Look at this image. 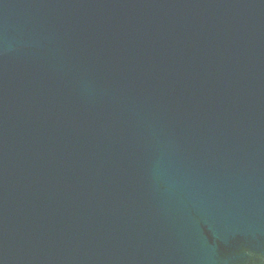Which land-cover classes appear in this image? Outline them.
<instances>
[{"label": "water", "instance_id": "obj_1", "mask_svg": "<svg viewBox=\"0 0 264 264\" xmlns=\"http://www.w3.org/2000/svg\"><path fill=\"white\" fill-rule=\"evenodd\" d=\"M0 264H264V0H0Z\"/></svg>", "mask_w": 264, "mask_h": 264}]
</instances>
